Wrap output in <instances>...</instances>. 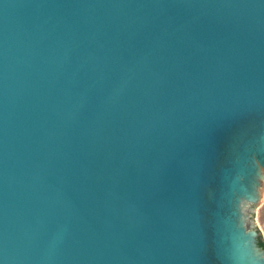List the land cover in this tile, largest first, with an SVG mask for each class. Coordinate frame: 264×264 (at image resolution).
<instances>
[{
	"label": "water",
	"instance_id": "1",
	"mask_svg": "<svg viewBox=\"0 0 264 264\" xmlns=\"http://www.w3.org/2000/svg\"><path fill=\"white\" fill-rule=\"evenodd\" d=\"M264 0H0V264H264Z\"/></svg>",
	"mask_w": 264,
	"mask_h": 264
},
{
	"label": "rangeland",
	"instance_id": "2",
	"mask_svg": "<svg viewBox=\"0 0 264 264\" xmlns=\"http://www.w3.org/2000/svg\"><path fill=\"white\" fill-rule=\"evenodd\" d=\"M251 222L255 228H257L262 240L264 241V182L261 192V201L254 207V213Z\"/></svg>",
	"mask_w": 264,
	"mask_h": 264
},
{
	"label": "trees",
	"instance_id": "3",
	"mask_svg": "<svg viewBox=\"0 0 264 264\" xmlns=\"http://www.w3.org/2000/svg\"><path fill=\"white\" fill-rule=\"evenodd\" d=\"M258 239H259V246L264 249V241L262 240L261 235H259Z\"/></svg>",
	"mask_w": 264,
	"mask_h": 264
}]
</instances>
